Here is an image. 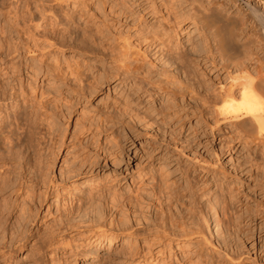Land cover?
<instances>
[{
	"label": "rangeland",
	"instance_id": "1",
	"mask_svg": "<svg viewBox=\"0 0 264 264\" xmlns=\"http://www.w3.org/2000/svg\"><path fill=\"white\" fill-rule=\"evenodd\" d=\"M138 2L135 0V5ZM111 4L109 0H0L3 114L6 106L7 121L12 122L18 108L31 111L36 117L34 144L30 148L32 158L29 161V157L19 155L15 161L22 169H18L22 189L16 203L36 214V218L27 224L26 244L15 250L11 264H82L84 255L96 254L92 264H102L110 258L116 264L129 261L125 256L116 255V248L108 250L106 240L95 247L96 215L92 212L95 209L111 225L115 222L113 227L119 228V223L129 227L133 244L139 252H147L154 264L180 261L199 264L184 241L148 224L154 209L164 210L167 221L187 216L195 211L188 203L189 188L199 197L205 189L215 187V178L212 182L211 177L206 178L208 185L204 186L201 184L204 180H199L194 173L198 165L190 157L194 148L191 144L206 143L210 150L216 151L220 161L228 156L230 147H241L242 141L234 138V133L224 126L222 131L216 129L212 114L204 108L206 96L215 93L224 73L205 62L201 52L196 56L197 63L190 67L198 89L184 97L182 106L161 112L145 107L135 109L131 100L112 86V71L107 67L113 59L108 32L116 33L115 23L120 17L119 7ZM155 5L159 6L158 0ZM162 12L166 20L173 21L176 17L172 4ZM259 29L262 31L260 27L256 30ZM178 34L171 41L164 37L165 42L161 44L157 37L150 35H145V39L136 38L134 43L137 41L135 45L140 53L158 71L186 82L180 67L167 58L176 55L177 42L181 44L177 47L188 50L190 41L197 46L199 39L194 29ZM16 45L23 56L34 59L32 63L25 65L22 61L9 60ZM191 96L193 100H189ZM161 124L172 129L184 125V129L175 138L170 140L167 135L169 140L161 142V133H156ZM20 126L21 123L15 130L16 135L22 130ZM247 150L244 148L242 153L246 155L242 157L245 162L250 158ZM166 151L167 157L160 158ZM96 162L100 165L98 175L92 174ZM31 163H35L34 167H29ZM208 164L219 171V161ZM205 172L197 173L201 176ZM220 181L222 184L216 192L218 214L228 232V244L238 251L226 256L219 254L222 260L217 264H264L262 252L250 246L257 234L254 223L264 218V179L257 180L253 188L259 200L251 195L244 198L251 191L253 181L248 187L246 183L227 186L226 177ZM231 187L241 192L233 193ZM234 195L244 201L234 200ZM246 201H250L253 209L257 206V215L244 212L242 204ZM174 213L176 217L171 216ZM259 232L263 233L264 227ZM238 242L247 243V249L243 248L247 252L239 258V249L235 247ZM42 244L45 247L39 249ZM33 257L40 262H35Z\"/></svg>",
	"mask_w": 264,
	"mask_h": 264
},
{
	"label": "bare ground",
	"instance_id": "2",
	"mask_svg": "<svg viewBox=\"0 0 264 264\" xmlns=\"http://www.w3.org/2000/svg\"><path fill=\"white\" fill-rule=\"evenodd\" d=\"M158 1L159 6L155 5L156 0H139L136 5L135 0H109L115 5V8L116 6L119 7L120 17L115 23L118 25L116 33L108 32L113 59L107 67L112 71V78L114 79L112 86L117 90L119 89L127 99L131 100L135 109L140 110L145 107V109L156 112L167 110L169 107L179 108L184 103V97L198 89L194 75L192 76V69H190L191 64L197 63L195 61L197 54L202 52L205 62L209 63L215 70L224 73V78L218 83L215 93L206 96V100H204L206 107L204 108L212 114L216 129L222 131L221 127L224 126L225 129L234 133L232 134L234 138L241 139V147H230L228 156L220 161L216 151L210 150L206 143L191 144L194 148L192 147L191 156L189 153L188 155L193 157L192 160L198 165L197 170L196 167L193 169L194 173L197 174L199 180H204L201 183L204 186L208 185L205 182L206 178L211 177L210 182L215 178L214 183L216 184L213 183L215 187L205 189L199 197L196 196L193 188H189L187 191L188 203L195 211L189 212L187 216L167 221L164 210L154 209L148 224L165 230L174 239L184 241L192 249L193 257L199 264H217L222 260H219V254L226 256L228 253L231 254L236 251L233 245H229L228 232L223 227V220L218 214L219 203L216 192L218 186L222 184L220 179L226 177L229 179L227 186L234 183L233 186L237 187L242 183H246L248 187L253 181V186L249 188L251 191L244 198L247 199L251 195L256 200L260 198L257 197L253 188L258 184L257 180L264 179V0ZM168 4H172L176 12L173 21L166 20L162 12L163 9L167 11ZM257 25L262 31L256 30L259 28ZM190 29L195 30L199 44L196 46L194 45L196 42L190 41V49L182 50L177 47L180 44L177 42L174 48H178L176 52L174 51L176 55L167 58L168 61L176 62L177 66L180 67V73L184 74L186 82L176 80L173 74L168 76L169 74L165 75V72L158 71L155 65L147 61L145 55L140 53L136 47L137 44L135 45L137 41L134 43L136 38L143 36L145 39V35H150L157 37L161 44L165 42L164 37L171 41L179 35V31ZM14 51L15 53H11L9 58L12 62L22 61L28 65V62L31 61L32 63L34 60L30 56H23V52L19 51L18 47ZM98 62L103 64L102 60ZM40 69L41 66H39ZM189 100H193V97H189ZM3 104L0 103V264H11L15 250L26 244V233L29 228L27 224L33 223L36 218V214L29 210L26 211L22 204L20 206L16 203L17 194L22 189L20 182L22 169L17 167L19 165L17 162L15 165L19 155L21 157L25 155L23 157L27 159L29 157V161L32 158L30 148L34 144L32 142L35 138L34 125L36 123L34 124V122L36 117L32 116L31 111L18 108L13 114L12 122L7 121V116H5L7 110L5 106V113L3 114ZM22 121L24 122L22 123ZM20 123L19 129L22 130L17 136L15 130ZM182 129H184V125L172 129L161 124L156 129V133H161V142H164L180 135ZM210 131L212 132V129ZM167 135L169 139H167ZM15 139L18 141L14 142ZM149 144L151 141H148ZM175 147L178 145L175 144ZM221 147L224 148L225 146ZM244 148H248L247 155L250 157L249 161L246 162L242 161V157L246 156H242ZM167 154L168 151L162 153L160 158H166ZM218 161L220 164V167L218 166L219 171H217L218 168L217 170L214 168L215 166L211 167L208 164L215 165ZM34 164L31 163L29 167H34ZM99 166V162L94 164L96 168L92 170V174L101 173ZM199 170L206 172L199 176L200 174L197 173ZM232 189L233 193L241 192L239 188L233 187ZM236 195L233 196L234 200L244 201ZM242 205L245 213L258 214L257 206L254 205L255 208L253 209L250 201H246ZM92 212L96 215L95 225H93L96 236L93 240L95 247L101 246L106 240L108 250L116 248V255L128 258L129 261L120 264H154L147 252H139L133 244V232L129 227H122L121 223L118 226V222L116 224L119 228L113 227L115 222L111 225L112 223L108 222V218L106 221L101 211L95 209ZM175 215L176 213L171 214L172 217ZM177 220H181V222ZM263 227L264 218H261L258 223H254L253 230L257 231V234L250 244L253 248L260 250L262 256H264V232L258 233V231ZM118 236L122 238L117 240ZM16 243L18 246L15 245ZM126 243H131V245L126 247ZM43 244L39 246V249L43 248ZM246 244L235 243L236 249H239L237 258L247 252L243 250L246 248ZM253 248L251 249L253 250ZM36 249L38 251L37 247ZM97 255H84L82 264H92L93 261H96ZM110 255L113 254L110 253ZM37 259L35 258V262H40ZM112 259H107L108 261H104L102 264H116ZM183 263L180 261L178 264Z\"/></svg>",
	"mask_w": 264,
	"mask_h": 264
}]
</instances>
